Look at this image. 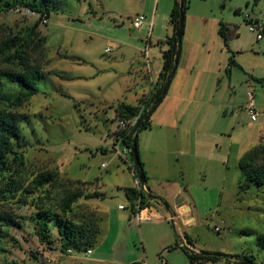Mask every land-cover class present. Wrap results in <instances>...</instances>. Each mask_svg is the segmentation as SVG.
<instances>
[{"label":"rangeland","instance_id":"374dc122","mask_svg":"<svg viewBox=\"0 0 264 264\" xmlns=\"http://www.w3.org/2000/svg\"><path fill=\"white\" fill-rule=\"evenodd\" d=\"M58 2L48 24L37 29L46 38L49 60L39 92L21 107L0 103L1 110L23 116V139L14 150L25 163H12L10 171L0 165V217L12 215L21 225H1L6 237L0 242V264H191L186 252L229 256V260L204 264H235L249 255L264 264V186L252 184L243 190L239 169L245 151L264 143V39L258 41L251 31V24L264 25V0H190L181 60L164 113L152 117V128L138 137L140 159L147 161L163 196L162 203L150 200L162 218L140 224L134 218L129 221L133 212L125 188L134 186L130 170L134 161L130 154L125 160L114 152L119 125L114 106L135 104V93L150 88L142 79L146 59L123 58L103 40L130 41L131 31L142 38L144 47L150 37L153 78L158 80L161 52L168 48L163 42L173 35L175 0H160L157 18L158 0ZM136 14L146 17L141 33L131 28ZM152 19L150 36L147 24ZM37 20L36 14L0 12V69L12 68L2 52L3 42L26 36ZM221 23L227 28V45L219 35ZM182 85L178 97L176 88ZM4 86L11 100L21 94L18 84L5 80ZM249 92L255 95L256 121L246 110ZM171 117L174 127L200 126L205 131L197 166L180 149L182 142L173 132L161 133ZM157 169L165 172V178L153 174ZM44 171L59 174L57 185L47 193L33 185ZM67 179L92 182L83 193L101 192L105 198H80L73 212L63 214L59 206L69 188L64 186ZM164 203L173 207L188 203L190 222L169 219L173 215ZM120 205L126 210L121 211ZM45 207L76 224L85 211L97 210L100 234L90 248L93 254L63 251L58 227L52 222L46 227L39 217Z\"/></svg>","mask_w":264,"mask_h":264},{"label":"trees","instance_id":"16d2710c","mask_svg":"<svg viewBox=\"0 0 264 264\" xmlns=\"http://www.w3.org/2000/svg\"><path fill=\"white\" fill-rule=\"evenodd\" d=\"M190 0H175V4L171 13L170 25L173 28V35L168 36L163 42L168 46L166 50H162L163 66L158 77L157 83L149 96L142 97L137 105L120 102L115 109V120L131 121L139 112L141 105H144L143 114H147L141 124L140 120L136 126L127 128L122 133L123 145L131 147L138 157V166L130 167L134 171L143 185L147 183L146 170L144 163L140 159L139 154V133L145 129L152 127L151 118L159 106L163 103L167 93H163L165 83L174 68L176 59L178 62L181 59L182 53V39L184 36L186 13L189 8ZM59 4L58 0H0V12L9 13L10 11L28 12L29 14L38 15V20L31 27L26 36L10 37L3 42L2 52L6 53L8 57L6 62L12 66L10 69H0V103L11 102L15 107H21L28 102L34 95L39 92L38 85L44 79L45 73L43 71L47 60L48 52L46 50V38L42 36L37 30L43 19L51 18L52 12L57 11ZM182 19V27L179 35H176V27L179 20ZM47 25V24H46ZM227 28L221 23L219 35L223 38L227 45ZM234 63L233 57L229 59V65ZM11 84H18L21 88V94L11 100V98L4 93V81ZM142 114V115H143ZM141 115V116H142ZM23 116L14 111H6L0 109V165L4 170L10 171L13 164L20 162L24 165V158L18 155L14 146L15 143H20L23 139L21 122ZM131 151L130 155L134 161V154ZM14 154V158L10 160L9 156ZM239 169L241 170L244 182L242 188L247 189L252 184L264 186V143L258 144L251 150L246 152L239 161ZM59 174L53 171H44L39 173L33 181L36 190L45 191L47 193L50 189L57 185ZM65 187H69L59 206L63 214L73 212L74 204L80 199H104L105 195L101 192H93L92 194H84L83 188L91 185L92 182H83L80 180H66ZM98 183V180L96 181ZM82 186V188H80ZM125 193L131 203L132 212L135 211V205L140 201V209L143 210L150 206V200L156 199L151 193L145 194L136 189V187L125 188ZM167 205V203H165ZM38 207V206H37ZM43 209V208H41ZM45 210L39 214L43 219L46 227L49 223H55L61 237L62 250L67 252L69 249L88 250L93 247L100 234L99 218L95 211H85L82 216L80 224L66 219L63 215L57 213L53 208H44ZM57 209V208H56ZM46 220V221H45ZM21 227L19 222H16L12 215H5L0 217V242L6 237V233L2 231L1 225ZM45 230V229H44ZM186 252V251H185ZM191 264H204L209 262H218L221 260H229V256L223 254H212L202 252L200 254L186 252ZM235 264H258L253 255L244 256Z\"/></svg>","mask_w":264,"mask_h":264},{"label":"crops","instance_id":"0c3cea01","mask_svg":"<svg viewBox=\"0 0 264 264\" xmlns=\"http://www.w3.org/2000/svg\"><path fill=\"white\" fill-rule=\"evenodd\" d=\"M159 4H160V0H158V3H157V11H156V14H155L156 18H157V15H158ZM150 23H152V29H153V19L150 20V22L147 24L148 25V29H149L148 33L151 36L152 30L150 29ZM144 25H145V23L143 24V26ZM143 26L138 31L139 33H141V30L144 29ZM131 28L134 29L132 27V24H131ZM85 32L89 36L90 35L91 36H97V37L102 38V39L106 38V37H104V36H102L100 34L94 33V32H89V31H85ZM129 32H130V34H129L130 41H123V40H120V39H117V38H106V39L103 40L104 41L103 43L104 44L111 43L116 48L117 52H120V54L123 56V58L128 57L130 60H133V62H135L136 59L137 60L138 59H142V56L144 58L146 50H148V54H149V57H150V55H151V46H149V45L152 44V43L150 44V37H149V41L147 43V46L143 47V45L140 42L142 40V38H140V37L136 38V36H133L131 31H129ZM181 55H182V53H181ZM152 64H153L152 61H151L150 67L147 66L145 64V62L143 64L144 76H142L143 77L142 79L147 84H149L150 88L148 90H141L139 93L138 92L135 93V97H134L135 98V104H132V103H127V104L137 105L139 103L141 97L145 96L146 94H148L151 91V89L156 85L157 78L156 79L153 78ZM160 72H161V70L159 71L157 77H159ZM134 88H135V86H134ZM128 89H133V87L131 88L130 86H128ZM176 90H177V94H178L177 96L179 97V94L182 93L183 90H184V85L178 86L176 88ZM167 96L168 95H166V97ZM166 97H165L163 103L159 106V108L156 110V112L153 114L152 117H155L157 115L155 117V118H157L160 115L159 112L162 110L164 102L166 101ZM161 113H164V112L161 111ZM172 118L173 117H171L170 119L168 118V121H166V123L164 125H162V127L164 129H166V131H162L161 133H165V132L166 133H171V132H173V135L177 139V141L179 143L182 142V145L180 146V149L185 150L186 154L189 155L190 158L192 159V163L195 164V166H197L198 165V159L197 158H199L200 154H203L204 148H205L204 147V142H203V139L205 138V131L200 126L196 127V129H190L188 127H184V126H182V124H180L177 127H174ZM176 128H177V130H176ZM246 152H248V151H245V153ZM142 162L144 163V167H145V170H146V176H147V183H146L145 186L149 190V193H151L153 196L157 197L155 200H157L158 202L162 203L161 198H163V196L161 195V193H158L160 191L157 189V187L154 185V182L152 181V180H154L155 176L152 175L151 169H150V167H148L147 161L142 159ZM197 169H198V171H200V168H197ZM131 173H132V171H131ZM153 174H156L158 177L161 176L162 178H165V172L164 171L159 172L158 169H157V170L153 171ZM134 186H132V187H134ZM164 205H165V203H164ZM165 207L167 208L168 213H170V215H173L174 218L185 219L184 222L187 223V224L190 222V220L188 221V218H187V216L185 214V213L191 212V206L188 203H183L182 205H175V207L171 206L170 204H167V205H165ZM149 208L153 212H158L159 213V211L156 209L155 206L151 205V206H149ZM120 210L124 211V210H126V208L120 209ZM96 213H97V215H98V217L100 219L101 217H100V214H99V212L97 210H96ZM169 219H170V217H169ZM132 220H133V218H132V216H130L129 217V221L131 222ZM97 242H98V240H97Z\"/></svg>","mask_w":264,"mask_h":264},{"label":"built area","instance_id":"2783aa9c","mask_svg":"<svg viewBox=\"0 0 264 264\" xmlns=\"http://www.w3.org/2000/svg\"><path fill=\"white\" fill-rule=\"evenodd\" d=\"M16 12H20L19 10H17ZM22 13H25V14H29L28 12H22ZM48 19L45 18L43 19L42 23L44 25L48 24ZM146 22V17L144 15H140V14H136L134 17H132V21H131V24H132V27L139 31L140 28L143 26V24ZM150 29L152 30V23H150ZM251 31L253 33H255L256 35V39L258 41L264 39V25L259 23V22H256L254 24H251ZM145 59H146V65L150 67L151 65V60H150V57H149V54H148V50L145 51ZM246 110L247 112L249 113L250 117H251V120L252 121H256L257 119V116H258V113L256 111V104H255V95L253 92H249L248 93V103H247V107H246ZM143 111H144V105H141L140 107V110L138 112V114L129 122H126V121H120L119 122V125H118V128L116 130V139H115V143H114V152L115 154L121 158V159H125L127 160L129 154L131 153V147H128V146H125L123 145V142H122V139H123V136L122 135H118L119 133H122L124 130H126L127 128H131V127H134L136 126V124L138 123V121L140 120L141 118V115L143 114ZM110 135H108L109 137ZM104 167H107V165H104ZM132 175L134 177V185L136 187V189L140 192H144L145 194H149V190L147 189V187L145 185H143L139 178L136 176L135 172L132 171ZM151 206V205H150ZM120 209H124L125 207L123 206H120L119 207ZM187 218H188V221L190 220V213H185ZM162 218V216L160 215V213L158 212H153L149 206L146 207L145 209L141 210L140 209V201H138L135 205V211L133 213V217L134 218V221L136 223H140L142 220L144 219H151V218ZM172 220H174L175 218L172 216L170 217ZM215 231L216 232H220V228L219 227H216L215 228ZM190 248H192L190 246ZM193 249V248H192ZM87 254H92V250L91 249H88L86 250ZM67 253L68 254H73L74 251L73 249H69L67 250ZM49 263H51V261L49 260L48 261Z\"/></svg>","mask_w":264,"mask_h":264},{"label":"water","instance_id":"95a60500","mask_svg":"<svg viewBox=\"0 0 264 264\" xmlns=\"http://www.w3.org/2000/svg\"><path fill=\"white\" fill-rule=\"evenodd\" d=\"M181 27H182V19L179 20V22H178V24H177V27H176V35H177V36H178L179 33H180ZM178 63H179V62H178V59H176V62H175L174 68L172 69V71H171V73H170V75H169V77H168V79H167V81H166V83H165V86H164V89H163V93H164V94L168 92V90H169V88H170V86H171V83H172V81H173V78H174V76H175V73H176V70H177V67H178ZM146 114H147V113L145 112V113L141 116V118H140V123H139V124H141V123L143 122L144 117H145ZM132 152H133V154H134V163H135L136 166H138V157H137V155L135 154V151H134V150H133ZM142 184H143V183H142Z\"/></svg>","mask_w":264,"mask_h":264}]
</instances>
